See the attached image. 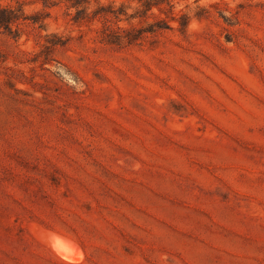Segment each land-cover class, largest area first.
Segmentation results:
<instances>
[{"label": "rangeland", "instance_id": "1", "mask_svg": "<svg viewBox=\"0 0 264 264\" xmlns=\"http://www.w3.org/2000/svg\"><path fill=\"white\" fill-rule=\"evenodd\" d=\"M179 2L0 0V264H264V0Z\"/></svg>", "mask_w": 264, "mask_h": 264}, {"label": "bare ground", "instance_id": "2", "mask_svg": "<svg viewBox=\"0 0 264 264\" xmlns=\"http://www.w3.org/2000/svg\"><path fill=\"white\" fill-rule=\"evenodd\" d=\"M41 238H44L47 243L49 244L52 251L63 261L68 263H74L78 262L80 260L81 255L75 254L65 243L66 240H63V242L59 239H57L55 236H52L51 234H47L45 236H40ZM79 251V250H78ZM79 253V252H78Z\"/></svg>", "mask_w": 264, "mask_h": 264}, {"label": "trees", "instance_id": "3", "mask_svg": "<svg viewBox=\"0 0 264 264\" xmlns=\"http://www.w3.org/2000/svg\"><path fill=\"white\" fill-rule=\"evenodd\" d=\"M15 19L14 18V13L12 12V10L6 9V8H1L0 9V26H8L9 23ZM37 21V20H34ZM162 25V26H161ZM161 25H157V27H168L165 26L167 24H161Z\"/></svg>", "mask_w": 264, "mask_h": 264}, {"label": "clouds", "instance_id": "4", "mask_svg": "<svg viewBox=\"0 0 264 264\" xmlns=\"http://www.w3.org/2000/svg\"><path fill=\"white\" fill-rule=\"evenodd\" d=\"M189 2H191V0H189ZM200 2H201V4H205V3H206V0H200ZM116 6L118 7L119 4H117ZM230 6H233V7H234V5H231V4H230ZM184 7H185L184 0H180V2H179V4H178V9L183 10ZM93 9H94V8H93ZM93 9H92V10H93ZM133 10H134V9H133ZM224 14H225L226 16H227V15H230V13H228V12H225ZM190 27H191L192 30L195 31V30H198L199 25H198L197 23L193 22V23L190 25Z\"/></svg>", "mask_w": 264, "mask_h": 264}]
</instances>
